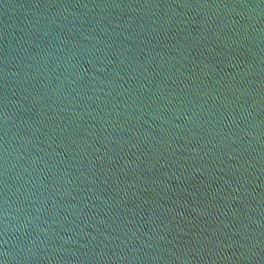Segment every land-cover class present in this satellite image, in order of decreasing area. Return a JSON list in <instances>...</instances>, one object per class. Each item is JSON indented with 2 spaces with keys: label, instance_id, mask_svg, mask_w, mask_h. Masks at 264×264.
Wrapping results in <instances>:
<instances>
[{
  "label": "water",
  "instance_id": "1",
  "mask_svg": "<svg viewBox=\"0 0 264 264\" xmlns=\"http://www.w3.org/2000/svg\"><path fill=\"white\" fill-rule=\"evenodd\" d=\"M0 264H264V0H0Z\"/></svg>",
  "mask_w": 264,
  "mask_h": 264
}]
</instances>
